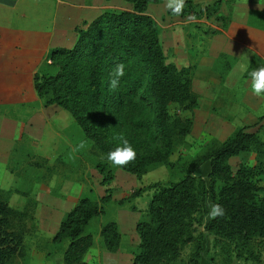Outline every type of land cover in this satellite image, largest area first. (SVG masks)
I'll list each match as a JSON object with an SVG mask.
<instances>
[{
    "label": "rangeland",
    "instance_id": "1",
    "mask_svg": "<svg viewBox=\"0 0 264 264\" xmlns=\"http://www.w3.org/2000/svg\"><path fill=\"white\" fill-rule=\"evenodd\" d=\"M192 1L197 9L198 5H211L214 0ZM56 2L62 7L55 17L52 0H17L16 9L0 3V55L4 43L6 52L28 42L35 45L34 49L40 48L30 63L19 68H0V194L13 210L8 227L22 235L19 250L5 264H64L61 253L66 240L51 241L60 217L82 195L97 201L106 186L111 198L83 228L84 232H90L92 241L82 258L88 264H130L131 251L138 241L134 223L145 213L153 189L151 183L176 180L186 171L205 179L208 160L192 166L190 158L221 141L239 125H245L246 130L254 131L264 141V116L258 118L264 113V97L253 94L248 75L264 65V0H220L210 14L201 11L186 17L166 13L167 0L146 5V11L156 22L165 59L177 66L194 63L191 90L196 96V106L192 109L188 133L174 139L163 159L139 174L111 164L108 153L83 133L67 110L56 104L43 105L32 82V74L40 71L48 48L71 44L74 25L91 19L102 9L129 8L131 3ZM21 9L23 12L19 13ZM192 16L195 20L190 19ZM52 17L54 23L50 22ZM53 24L51 35L45 30ZM34 27L44 31L29 33ZM7 57L1 60L6 61ZM241 66L247 71H242ZM81 142L84 147H79ZM227 160L233 172L240 163L253 165L255 153L244 150ZM98 163L110 168L112 177L107 183L100 181ZM137 187L142 190L129 196ZM119 197L122 204L116 202ZM210 202L205 190L203 210L196 213L198 221L190 226L192 234L200 235L198 264H264V237L235 246L234 240L218 237L203 228ZM129 210L135 216H125L124 212ZM110 219L117 222L122 232L119 246L113 251L104 248L99 235L101 224ZM130 231L135 235L129 237ZM191 249V241L182 246L183 260Z\"/></svg>",
    "mask_w": 264,
    "mask_h": 264
},
{
    "label": "trees",
    "instance_id": "2",
    "mask_svg": "<svg viewBox=\"0 0 264 264\" xmlns=\"http://www.w3.org/2000/svg\"><path fill=\"white\" fill-rule=\"evenodd\" d=\"M128 1L129 8H105L74 25L71 44L48 48L40 71L32 74V82L43 105L56 104L67 110L102 151L109 153L118 147V137L123 135L137 156L135 163L122 168L139 174L163 159L174 139H181L191 128L192 109L196 106L191 90L194 63L177 66L165 59L156 22L146 11V5L155 0ZM219 2L214 0L196 9L192 0H185L182 13L176 16H196L201 11L207 15ZM165 11L175 15L167 7ZM119 63L125 65V75L120 87L111 91L110 74ZM170 104L174 108L170 109ZM244 150L255 153V163H240L232 172L228 157ZM205 159V179L186 171L176 180L151 183L145 213L134 223L138 241L131 251L130 264H198L200 235L192 234L190 226L198 221L196 213L203 210L205 190L211 203H219L226 212L224 217L208 220L205 230L234 240L235 246L264 237V141L245 125H239L221 141L191 157L189 164ZM96 166L100 181L107 183L112 177L110 168L104 163ZM141 190L137 187L129 196ZM104 191L97 201L86 195L78 197L60 217L51 241L66 240L61 253L64 264H88L82 256L92 236L83 228L111 198L107 186ZM116 202L122 204V197ZM12 211L0 194V264H5L21 246V233L8 227ZM99 235L105 249L118 247L120 231L114 219L101 224ZM188 241L192 249L183 260L180 250Z\"/></svg>",
    "mask_w": 264,
    "mask_h": 264
},
{
    "label": "clouds",
    "instance_id": "3",
    "mask_svg": "<svg viewBox=\"0 0 264 264\" xmlns=\"http://www.w3.org/2000/svg\"><path fill=\"white\" fill-rule=\"evenodd\" d=\"M167 8L175 15H180L185 6V0H167ZM195 20V16L190 17ZM185 66H187L185 64ZM242 71H247L246 67L241 66ZM125 75V65L119 63L115 65L111 78L108 82L109 90L115 91L120 87L121 78ZM251 78V90L254 95L264 97V65L258 66L248 73ZM118 139L121 141L120 145L107 154V160L117 167H125L135 161L137 152L132 144L123 136L120 135ZM79 147H84V142H81ZM226 215L225 209L219 203L209 204V211L205 218V224L208 220L224 217Z\"/></svg>",
    "mask_w": 264,
    "mask_h": 264
},
{
    "label": "crops",
    "instance_id": "4",
    "mask_svg": "<svg viewBox=\"0 0 264 264\" xmlns=\"http://www.w3.org/2000/svg\"><path fill=\"white\" fill-rule=\"evenodd\" d=\"M57 0H52V11H54V13H53V16L55 17V15H56V11L58 10V8L59 7H62V5H60L59 6V3L58 2H56ZM196 1V0H195ZM199 1H201V0H199ZM0 3H2L4 6H9V5H13L12 7H13V9H16V4H17V0H0ZM65 7V6H64ZM65 8H68V7H65ZM64 8V9H65ZM67 11H69V10H67ZM21 12H23V9H21V10H19V13H21ZM16 13V12H15ZM53 18V17H52ZM51 23H54V18L53 19H51V21H50ZM32 31H34V32H37V33H40V31H44V29H41V30H39V29H37V28H32L31 30H29L28 32L29 33H32V34H34ZM45 31H48L49 33H51V35L53 34V32L52 31H54V24L50 27V28H48V30H45ZM51 35H49L50 37H51ZM31 38H32V40L34 39V36L32 35V36H30ZM29 37V38H30ZM39 38V36H37V39ZM51 39V38H50ZM34 42V41H33ZM5 43L4 44H2V46H1V57H4V56H8L7 57V60H9L10 58H11V60L9 61V62H7V60L6 61H3V60H1V57H0V68L1 69H5L4 67H6V66H9L8 68H19V67H21L24 63H27V62H29L30 61V59H32L35 55H36V53H37V51H39V49L40 48H37V50L36 49H34L32 46H35L33 43H32V46H31V42H30V44H29V42L28 43H26L25 45H24V47H21V48H12L10 51H8V52H6V49H5ZM25 47H32L31 49H28V48H25ZM6 52V53H5ZM5 62H6V64H5ZM30 63V62H29ZM3 67V68H2ZM126 212V211H125ZM124 212V214H125V216L127 215H129V214H132V215H134L135 216V214L133 213V211L132 210H129V212H126L125 213ZM135 218V217H134ZM119 219H120V217H119ZM132 219V218H131ZM120 233H122L121 232V230H120ZM121 235V234H120ZM135 234L133 233L132 234V231H130V234H129V237H132V236H134ZM119 246V245H118ZM118 248V247H117ZM116 248V249H117ZM115 249V250H116Z\"/></svg>",
    "mask_w": 264,
    "mask_h": 264
}]
</instances>
